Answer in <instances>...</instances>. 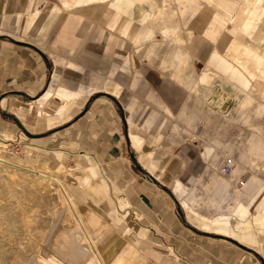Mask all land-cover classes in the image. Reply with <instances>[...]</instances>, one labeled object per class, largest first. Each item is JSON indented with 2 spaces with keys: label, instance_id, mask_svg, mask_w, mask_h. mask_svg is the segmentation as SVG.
<instances>
[{
  "label": "crops",
  "instance_id": "1",
  "mask_svg": "<svg viewBox=\"0 0 264 264\" xmlns=\"http://www.w3.org/2000/svg\"><path fill=\"white\" fill-rule=\"evenodd\" d=\"M59 1L0 0V136L12 135L25 140L45 138L50 144L64 145L69 154L86 153L100 159L110 172L101 163L93 164L87 155L81 156L85 162L78 161L87 167L88 181L99 189L100 197L105 198L91 195L87 199L96 207L105 201L112 205V197L107 192H112L114 182L118 185L116 189L114 187L113 195L118 194L115 199L117 208L125 213L119 214L112 207L109 219L119 226L121 236L134 232L139 237L136 242L123 241L127 242L126 255L129 253L128 257H133L141 252L145 259L151 255L155 264H170V261L171 264H181L177 256L176 260H172L160 255L165 249L170 253L172 251L161 246L152 236L184 238L187 235L189 238L187 222L179 217L176 209L177 198L182 209L181 202H184L199 216L217 219L233 215L240 205L252 206L264 182L251 176L252 170L245 167L238 178H231L236 185L248 171L251 172L243 187L235 191L233 206L227 207L225 214L203 215L198 212L194 208V188H188L183 180L195 185L198 181L195 176L205 172L214 149L206 142L200 145V150L197 144L191 142L163 143V134L169 122L159 118L154 110L143 124L154 132V142L162 145L157 148L145 143L133 119V103H125L123 108L117 84L121 80L113 78L114 71L118 66L133 68L132 54L137 53L132 41L125 37H131L135 45L147 44L145 48L153 55L139 56L148 57L153 62L157 56L154 55L157 53V48L154 50L153 46L154 36L159 33L169 38L165 44L168 55H161L162 67L170 69L168 79L182 82L186 90L200 95L198 105L189 115H179L186 126L172 125L173 134L168 139H174L178 130L191 133L193 128L190 123L196 118H204L208 122L210 117L199 108L202 102L209 113L217 114L225 122L235 120L233 112L239 119L244 118V123L249 122V112L255 117H262L264 0H168L167 6L159 9L160 13L158 9L153 10L154 14L150 17L153 21L145 16L137 0H127L120 10L114 1L68 10L62 8ZM53 4L59 9L58 13L51 11ZM174 18H177L174 28H163L166 21ZM134 23L138 24L135 28ZM177 31L181 32L182 42L185 41L183 45L174 39ZM257 59L260 62L258 60L257 63ZM195 60L203 64L206 62L200 74L194 70ZM122 70L131 72L127 67ZM142 71L152 88L157 89L160 83L156 73L145 68ZM205 72L209 75L208 82L207 78L206 81L201 78ZM134 73L138 74V71ZM135 81L134 78V84ZM227 85L229 89L224 88ZM256 86L259 88L256 89ZM230 90L233 95L226 93ZM255 102L257 107L251 111ZM157 106L164 107L159 99ZM249 125L263 134L260 126ZM209 140L219 144L217 140ZM249 143V150L256 152L263 145L259 138H251ZM55 152L59 155L55 165L59 167L63 154L52 149L54 157ZM221 152L223 155L217 158L222 164L226 150L222 148ZM139 154L140 158L144 155L149 160L146 165L138 158ZM243 157L242 154L241 160ZM239 172L240 168H234L232 175ZM215 177L213 180L218 181L223 190L216 191V195L222 196L230 187V182L223 178L224 175ZM177 183L180 187L175 191ZM93 212L96 213L95 210ZM195 231L210 233L198 227ZM100 239L98 245L101 247L103 240ZM196 245L194 243L191 247ZM141 246L145 247L144 251ZM160 257L164 258L161 260ZM244 260L242 264L253 262L246 257ZM233 261L231 258L228 264Z\"/></svg>",
  "mask_w": 264,
  "mask_h": 264
},
{
  "label": "rangeland",
  "instance_id": "2",
  "mask_svg": "<svg viewBox=\"0 0 264 264\" xmlns=\"http://www.w3.org/2000/svg\"><path fill=\"white\" fill-rule=\"evenodd\" d=\"M176 22H177V18L170 19L169 21L165 22V24L163 25L164 26L163 28H168L169 30H171L172 28L176 26ZM133 26L135 28L136 26H138V24L134 23ZM125 38H128L132 41L135 47V52L137 54H132L134 56L133 68L131 66H118L117 70L114 71L113 78H117L121 80L120 84L119 83L117 84L120 87V91H121L120 101L123 104V108H124L125 103H133V107H134L133 119L136 125L138 126L141 137L144 139L145 143H148L150 145H155V147L157 148L162 145V143L156 144V142H154L155 140L154 132L151 130H148L147 127L143 124L144 119H146L148 114L152 112V110H154L158 114L157 116H159V118L163 117L169 122L167 123L168 124L166 125L167 128L163 134L164 135L163 143L171 142L173 144H178L180 142H191V143L197 144L200 150V145L203 142H206L214 149V151L209 156V161L207 163V168L205 172L203 174L195 176L198 179L196 184L194 185L190 181L186 182L185 180H183V182L186 184L188 188H191V189L194 188L193 196L196 199L194 200V208H196L198 212H200L203 215H214L217 212H221L225 214L226 208L233 206V199L235 198V191L241 189L242 187L239 183L236 185L232 183L231 178H233V176H236L238 178L245 171L246 168H249L250 170H252V174L251 172L248 171V174H246L244 179L240 181L247 182L248 178L250 177L249 175L251 174V176H254L260 179L262 182H264V116L255 117L252 112H249V116H250V118L248 119L249 122L244 123V118L239 119V117H237L236 115V112H233L235 120L225 122L223 118L218 116L217 114L209 113L206 104L202 102L199 104V108L201 109V112H203L204 114L210 117L208 122L204 121V118L203 119L196 118L194 119L192 123H190V126L193 128L190 131L191 133H185V132L178 130L176 133H174V136H173L174 139L172 140L168 139V137L171 134H173L171 132L172 125L176 124L182 128L186 126L180 120L179 115L180 114L189 115L192 109H194V107L198 105L197 102H198V98L200 97V95L186 90L183 85L184 83L182 82L175 83L174 81L168 79L170 78L168 75L170 69H166L162 67L161 55H168V52L165 50V44L168 42L169 38H164L159 33L155 34L154 36L155 44L153 46L155 47L154 50H156L157 48V53L154 54L157 56L153 59L154 60L153 62H150L148 57L139 56V55H153L150 52V50L148 51V49L145 48L147 44L135 45L131 37H125ZM192 55H196V54L192 53ZM205 64L206 62L203 64L195 60L194 61L195 72L197 74H200L201 71L204 69ZM126 67L130 69L132 73L123 72L122 69H125ZM144 68L149 70V72L156 73L159 83H160L157 89H153L152 86L150 85L149 79H147L146 76H144L143 71H142ZM135 70L138 71V74L134 73ZM134 78L136 79L135 84L133 83ZM171 79L173 78L171 77ZM154 84H157V83H154ZM224 88L229 89V86L227 85ZM258 88L259 87L256 86V89ZM71 89H77V88H71ZM231 92H232L231 90L226 91V93L230 95L233 93ZM223 94L224 93L222 92V95ZM154 96H156V98ZM158 99L164 107L157 106ZM256 107H257V102L254 103L253 107L251 108V111L255 109ZM166 109L168 111H166ZM124 114H125V119H126L125 109H124ZM249 123L253 124L254 126H260V129L262 130L263 134H260L258 130H255L254 128H252L249 125ZM126 126L128 129V136H129L128 124ZM5 136H0V141L4 145V147L2 146L3 150L6 152L7 157L9 156L8 158L10 160L11 159L15 160L16 157H17L16 159L25 160L27 159L26 157L32 156L31 163L33 164L34 167H37V168H40L41 166L44 167L45 166L44 163H46L44 160L48 159L47 160L48 166L51 168H54V160L52 157L51 150L55 149V150L60 151L63 154V160H61V162L59 163V169L55 168L54 170L55 172L53 171L56 177H58V179L60 180V182H50L49 181V183L47 184L49 194L47 193L46 194L53 195L52 192L54 191H52V189L53 190L55 189L60 193L61 196H63L64 199L66 198L65 200L67 202H68V198L66 196V189L63 183H65L68 180H70L71 182L73 181H72V177L70 174L69 175L67 174L64 176V171L69 169L70 171L75 173L76 164L81 159V156L87 155L88 157L91 158V162L93 164L101 163L108 170L106 165L100 159L94 158L93 156L86 154V153L79 154V155L69 154L65 150L66 147L64 145L50 144V142L47 141L45 138H40V139L31 138L30 140H25L21 138L17 139L12 135H5ZM251 138H255V140L259 138L263 142V145L259 151L256 152V151L249 150L250 149L249 141L251 140ZM209 139L217 140L219 144L216 145L215 143L211 142ZM17 141H19V144H15L14 147H12V144H14V142H17ZM222 148L226 150V154L224 153V158L227 155L232 156L233 160L235 161V168L237 167L240 168V172L236 175L229 174L223 177L227 181L230 182L229 183L230 187L228 188L225 194L222 193V196L221 195L217 196L216 191L218 190L223 191V190L220 189L219 182L214 181L213 178L215 179L216 178L215 176H219V177L223 176L219 170L221 161L218 160L217 158L219 155H223V153L221 152ZM29 151H32V153L35 155L33 156V154H31ZM242 154L244 156L243 160H241ZM140 155L141 154H139L138 158L143 164L146 165L149 162V160L144 158V155H142V157L140 158ZM0 168H1L0 170H2L4 167L0 165ZM4 169L2 170L3 172L0 171L1 172L0 175L3 174L4 171L6 170ZM246 177L248 178L246 179ZM9 181H10L9 183L12 182L11 184L15 185V186L10 185V186H13V189L15 187L12 193V194L14 193L15 194L14 195L9 194V195H12V197H9L8 195V198L10 199L8 201L6 199L7 197L5 196L8 194V193L5 194L6 191L4 187L6 186H4L3 183L0 182V194L2 196V197L0 196V199H1L0 200V238H1L0 239V264H24L23 263L25 262L24 257H28L27 255L32 254L30 250H33V249H34V252H36V250H39V252L43 251L45 252L46 255L48 256L51 255L50 257H52L54 253L52 252H51L52 254L49 253L50 250H48L47 248L45 249L43 246H41L40 240L37 241V239L40 238V237L38 238L37 234L39 233V236L44 234L45 230L47 229L48 222L50 223V221L53 218L52 216H54L52 202L49 200L47 201V199L46 201H44L45 198L44 199L40 198L41 197L40 195H39V199H42L43 201L39 200L37 198L38 197L37 194L33 195L35 193L34 191H32L33 192L32 193L31 189L29 188L28 189L30 190V192L26 190L27 187L24 186L25 183L21 184L17 181L16 182L15 181L13 182L12 180H9ZM113 182H114V178H113ZM18 183L21 185H18ZM262 185H264V183ZM115 186L117 187L118 185L114 182V187ZM1 187L3 188V192L5 191L4 193L5 195L2 193ZM114 187L111 186V191H112L111 193L107 192L108 195L112 197L113 205L105 201L99 207H96L91 202H86L87 209L90 211L95 210L96 215L98 216V219L102 221V230H100L102 231V236L100 240H103L101 248L104 254L106 255V257L107 255L108 256L111 255V253H113L115 250L117 252L120 251V249H122V244H123V241H125V239H128L130 242H136L139 240V237L134 232H131V234L128 236L126 235L121 236V233L119 231V226L114 224L109 219V213L111 212L112 207H114L115 210L118 207V204H116L117 200L115 201V198L113 195ZM171 191H172V185H171ZM261 194L263 195V193ZM261 194L259 193V196H258V198L259 199L261 198V199L259 200L257 198L254 201L253 205L250 206V212L251 214H253L252 219L254 222H259L261 220L260 211L257 208V207L260 208V206H262L263 201H264ZM76 198H78V196ZM92 198L95 200L93 196ZM175 198L177 197L175 196ZM5 199L8 202V205H6L7 202L4 201ZM177 200H178V206L176 207V209L179 212V217L181 216L184 219V221L187 222L186 227H188L189 229L188 234L190 235L188 239H187V235L184 236L185 239L182 237L179 238L176 236L178 239H180L177 242L176 241L177 238L175 237L163 235L164 236L163 238L156 234L153 235L151 233L152 236L156 239V241H158V243L161 246L165 248H169L172 251V253H170L167 249H165L163 250L164 253H159L160 255L168 257L172 260H174L175 256H177L179 258L178 262H180L181 264H219V263L228 264V261L231 260V258L232 260H234L232 264H242V261L244 260L245 257L248 260H250L249 259L250 257L252 258L253 262L251 264H264V255H259L258 253H255L254 251L247 249L246 247L240 245L232 238L226 237L227 236L226 233H222V232L221 233L220 232L218 233L210 232L209 234L197 233L195 231L196 227H198L197 224L195 222L189 223L187 221V219L185 218L184 210L179 205L180 201L178 198ZM2 202L4 203V206ZM13 211L14 212L17 211L16 214H14ZM18 212L19 213L23 212V213L22 214L20 213L21 214L20 215L18 214ZM117 212L119 214L125 213V211H122L119 209H117ZM20 216H22L23 219L25 217L27 218V220L24 223H27L29 228L26 227L27 225L25 226L24 223H21L22 218ZM47 220H50V221H47ZM46 221H47L46 223L47 225L45 224L46 225L45 227L44 223ZM11 225L12 226L15 225L13 231L9 229L10 227H12ZM23 225L25 226V229L22 227ZM41 226L45 228L43 229ZM26 228H28L29 231L26 230ZM147 229L149 230V228ZM25 233H26V236L23 235ZM30 235L31 236L34 235V238L29 237ZM26 237H29L32 240H29V238L26 239ZM172 241H174L175 243H172ZM31 242L32 243L35 242L34 244L35 246L34 247L32 246L33 248L30 247L31 245H27V247L31 248L30 250L27 248H24V246L26 247L25 244H30ZM194 243L195 245L197 243V245L192 248L191 246ZM98 244L96 245L97 249L100 248ZM262 244L264 245V239H262ZM15 247L18 248L17 249L18 251L15 250L16 249ZM187 248H190V249L187 250ZM20 251H22V254ZM24 251L25 253L27 252L28 254L26 253L25 255ZM46 251H49V252H46ZM128 255L129 253H127V256ZM53 257L56 258V255L55 256L53 255ZM201 258H205V259L201 261L200 260ZM245 261L247 260H244V262ZM139 263L155 264V260L151 256H147L146 259H140ZM249 263L250 262H248V264Z\"/></svg>",
  "mask_w": 264,
  "mask_h": 264
},
{
  "label": "bare ground",
  "instance_id": "3",
  "mask_svg": "<svg viewBox=\"0 0 264 264\" xmlns=\"http://www.w3.org/2000/svg\"><path fill=\"white\" fill-rule=\"evenodd\" d=\"M109 1H114V4L116 5V7L119 10H120L121 5L125 2H127V0H60L59 2H61L62 8L68 10L70 8L73 9L74 7H81L83 5L86 6L89 4L90 5L91 4H102V3L109 2ZM137 1H139V7L142 10H144L145 16L148 17V19H150V17H152L151 14H154L153 13L154 9H158V13H160L161 10H159V9L166 7L168 4V0H137ZM140 8H139V11H141ZM145 9H146V11H145ZM51 11L54 13H58L59 9L56 7V5L54 6V4H53ZM137 17H138V15H137ZM142 18H143V16H142ZM151 19L153 21V18H151ZM172 39H173V37H172ZM174 39L176 41H178L177 43H179V42L181 43L182 40H184V39H182V35H181L180 31H177L174 33ZM175 40H171V41L176 42ZM184 42L185 41L182 42V45ZM179 47H180V44H179ZM261 50H263V49H261ZM189 52H190V50H189ZM189 52H188V54H189ZM261 53H264V52L262 51ZM254 54L255 53L253 52V55ZM245 55H247V54H245ZM250 56H252V55L250 54ZM252 57L254 58V56H252ZM245 59H247V58H245ZM262 59H264V58H262ZM258 60L259 59H257V63H258ZM259 62H260V60H259ZM241 63H243V62H241ZM241 63H240V66H241ZM255 63H256V60H255ZM259 64H261V63H259ZM257 66H258V64H257ZM244 70H247V69L245 68ZM247 72H245V73L249 74ZM179 75H181V74H179ZM193 76H195V75H193ZM201 78L203 81H206V78H207V82H208L209 75H207V72H205V74ZM190 79H192V78L190 77ZM217 87H219V86H217ZM194 90H196V89L194 88ZM219 92H220V90H219ZM217 93H218V90H217ZM219 95H217L218 98H219ZM217 100H219V99H217ZM263 112H264V109H263ZM2 146L4 147V145L0 141V165L6 169L5 170L3 168L5 171L3 174L0 175V182L3 183L4 186H6V187L3 186L5 188L6 193H5V191L3 192V188L2 187L1 188H2L3 194L8 193L7 195L4 194L7 197L6 198L7 201L10 200L8 198V195L12 194L14 189H15V187L13 189V186H10V185H14V184H11L12 182L9 183L10 182L9 180H12L13 182L17 181L21 184L25 183L24 186H26L27 189L25 187L24 188L28 192H30L29 189H31V192L32 191L35 192L33 195L37 194L38 199H39V195H40L41 196L40 198H42V199L45 198L44 201H46V199H47V201L49 200L53 204L54 216H52L53 218L50 216L52 218L51 221L47 220V221H50V223L48 222V226H47V229L45 230L44 234L40 235V236H39V233L37 234L38 238L40 237L39 239H37V241L40 240L41 246H43L45 249L47 248L48 250H50V252L49 251H46V252L54 253L53 255L54 256L56 255V258L53 257V255H52V257H50L51 255L50 256L46 255L45 252H43V251L39 252V250H36V252H34V249L30 250L31 248L27 247V245H31L30 247L35 246L34 245L35 242H33V243L31 242L32 244L31 243L25 244L26 247L24 246V248L29 249L32 254H30V252H29L30 255H27L28 257H24L25 262H23V261H21V262H23L24 264H67V263L68 264H143V263H139V260L145 259V257H143L138 252L136 254H134L133 257H128L126 255L124 250H125V246H126L127 242H126V244L123 242L122 249H120V251H118V252L114 251L113 253H111V255H109V256L107 255V257L104 254V252L102 251L101 247L98 249L96 248V245L98 244V240L102 234V231H100V230H102V221L98 219V216L96 215V213L87 209V204L85 202L89 201L87 198L90 199L91 195H95V196L100 197L102 194L100 195L99 189H97V187L95 185H92V183L90 181H88L87 167L84 164L77 162L75 173H73L69 169L64 171V176L67 174L68 175L70 174L72 177V181H73V182H71L70 180L67 179L68 181L63 183V185L65 186V189H66V196L68 198V202H67L65 200L66 198L64 199L63 196H61L60 193L55 189L54 190L52 189V191H54V192H52L53 195H51V194L47 195V194H49L48 193V186H47L49 181L50 182H60L58 177H56V175L54 174L55 168L59 169V167H57L55 165L56 159L59 157L57 152H55L56 157H54V155H52V157L55 161L54 162V168H51L48 166V164H47L48 159L44 160L46 162V163H44V165H45L44 167L41 166L40 168H37V167H34L33 164L31 163V161H32L31 157L32 156L26 157L27 159H25V160L16 159L17 157L15 158V160L14 159L10 160L8 158L9 156L7 157L6 152L3 150ZM29 152L31 154H33L32 151H29ZM34 155L35 154H33V156ZM36 160H38V159H36ZM82 162H85V161H82ZM221 167L222 166L220 165L219 170H220L221 174H223L224 176H227L221 170ZM234 168H235V161H233V166H232L229 174H232V171L234 170ZM99 169H100V167H99ZM2 170H0V171H2ZM104 176H105V174H104ZM7 179H9V180H7ZM19 183H18V185H21ZM96 183H97V181H96ZM238 183L243 187L244 182L239 180ZM55 185H57V184H55ZM179 187H180V184L177 183L174 190L175 191L178 190ZM115 189H116V187H115ZM26 190H24V191H26ZM259 193L260 194L263 193V195L262 194L261 195H262V198L264 199V185H262ZM14 194H12V195H14ZM12 195H9V197H12ZM0 196H1V194H0ZM77 196H78V198H76ZM116 196H114L115 199H116ZM117 197H119V196H117ZM100 198L103 199L104 197H100ZM6 199L4 201H6ZM42 199H39V200H42ZM101 200H98V201H100V203H101ZM181 203H182V207H183V210L185 212V215H186V219L189 223L195 222L197 224V226L199 227V229H202L203 231H207V232H211V233H218V232L226 233L227 234L226 237L232 238L233 240H235L240 245L246 247L247 249L254 251L255 253H258L259 255H264V245L262 244V239H264V201H263L262 206H260V208L257 207L259 209L260 215H261V220L259 222L253 221V219H252L253 214H251V212H250V207L249 206L247 207L245 205H240L233 215L224 216V217H220L217 219H206L204 217L199 216L194 211H192L186 203H184V202H181ZM6 205H8V202ZM3 206H4V203H3ZM18 211H20V210H18ZM16 212L13 211L14 214H16ZM20 213L22 214L23 212H20ZM20 213L18 212V214H20ZM17 216H19V215H17ZM20 217L22 218L21 223H24L27 220L26 217H25L26 219L25 218L23 219L22 216H20ZM12 219H14V218H12ZM8 221H10V220H8ZM47 221L45 223L43 222L45 227L47 225L46 224ZM10 224H8V225H10ZM24 224H25V226L27 225L26 227H28L27 223H24ZM25 226L23 225L22 227L25 229ZM14 227H15V225L10 227L9 229H11L13 231ZM45 227H42V228L44 229ZM28 228H26V230L29 231ZM133 229H134V227H133ZM23 231H25V230H23ZM25 232H27V231H25ZM10 233H12V232H10ZM23 235L26 236V233ZM27 235H29V234H27ZM29 237L34 238V235L33 236L30 235ZM29 237H26V239ZM29 240H32V239L29 238ZM37 246H38V244H37ZM17 249L18 248H16L15 250H17ZM140 249L142 251H144L145 247L141 246ZM23 250H25V249H23ZM25 251H27V250H25ZM25 251H24V254L26 255L27 252L25 253ZM20 252L22 254V251H20ZM149 256H151V255H149ZM152 256H153V254H152ZM247 256H248V254H247ZM160 259H161V257H160ZM249 259L252 261L251 257ZM164 262H169V261H164ZM159 263H161V262H159ZM163 264H165V263H163ZM170 264H171V261H170Z\"/></svg>",
  "mask_w": 264,
  "mask_h": 264
},
{
  "label": "built area",
  "instance_id": "4",
  "mask_svg": "<svg viewBox=\"0 0 264 264\" xmlns=\"http://www.w3.org/2000/svg\"><path fill=\"white\" fill-rule=\"evenodd\" d=\"M15 144H19V141L14 142V144H12V147H14ZM233 161L234 160H233V157L232 156L227 155L224 158V160H223V162L221 164V166H222L221 167V170L225 173V175H228L230 173L231 168L233 166Z\"/></svg>",
  "mask_w": 264,
  "mask_h": 264
}]
</instances>
